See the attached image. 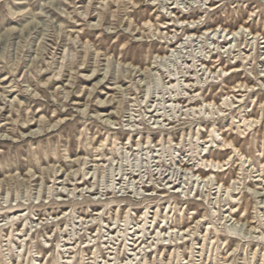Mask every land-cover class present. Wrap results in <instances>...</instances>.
I'll return each mask as SVG.
<instances>
[{
    "label": "rangeland",
    "instance_id": "1",
    "mask_svg": "<svg viewBox=\"0 0 264 264\" xmlns=\"http://www.w3.org/2000/svg\"><path fill=\"white\" fill-rule=\"evenodd\" d=\"M20 6L22 11L14 13ZM211 6L216 8L212 10ZM178 20H200L195 36L187 41L183 34L188 31L176 28ZM245 22L250 23L248 29L259 32V44H254L253 59L239 64L242 68L236 72L238 76L229 77L215 68L219 64L235 67L244 55L236 58L230 53L228 58L229 46L221 44L223 38L218 40L220 32L209 39L200 36L204 30L214 28L227 33ZM161 25L167 28L161 29ZM181 39L183 45L177 46L175 43ZM172 47L177 48L176 53L170 51ZM262 48L264 0H0V226L16 213L14 223H25L30 236L37 231L29 244L33 264H46L49 259L51 264L56 243L64 245L65 234L67 238H80L76 250L90 245L84 249L90 254L92 248L101 247L103 257L108 259L107 248L117 252L122 244L114 240L106 245L104 237L120 208V219L129 212L130 227L146 217L144 233L134 242L137 246L144 242L141 249L151 262L155 257L148 247L154 250L166 244L167 250L156 261L164 264L169 259L170 243L181 242V236L176 239L175 234L174 241L164 239L155 228L159 224L164 230L170 226L193 228L202 219L189 238L192 241L183 247L185 257L190 247L194 249L192 264H222V259L229 264H264V189L249 185V181L258 179L257 170H262L260 163L264 161ZM168 51V61L157 59L153 63V54ZM211 56L216 64L204 66L213 68L217 79H208V73L203 75L201 61H211ZM194 70L197 76L191 73ZM171 77L182 81L172 91L168 87ZM245 78L256 87L255 91L235 94L238 82ZM198 87L201 95L194 94ZM228 94L243 97L242 106L233 107L230 116L219 113L214 106L209 110L212 115H205L204 110L199 117L185 102L195 96L190 102L194 107L204 100L220 105ZM180 98L175 106L173 101ZM248 116L258 122L247 130L239 128ZM208 130H220L214 134L216 142L223 144L222 138L233 140L254 164L252 173H246V184L240 185L234 197L215 194L192 177L205 154ZM129 137L132 144H128ZM148 138L153 142L134 150L132 145L146 143ZM93 147L99 151L93 153ZM230 153L215 147L206 159L222 162ZM98 154L100 162L95 161L94 155ZM228 168V172L216 174L226 186L239 176L238 157ZM87 173V180L94 179L88 184L90 188L84 187L82 194L80 187L74 193L76 180ZM175 185L181 187L180 196L173 194L171 187ZM250 226L257 230L251 232ZM9 233L0 230V264H14L19 250L22 255L25 251L16 232L8 245ZM90 235L95 236L94 241ZM202 235L212 242L205 245L206 256L200 257L196 247L203 245ZM128 238L127 243L132 244V237ZM36 245L42 251L41 258ZM125 258L121 254L119 262L112 263L119 264Z\"/></svg>",
    "mask_w": 264,
    "mask_h": 264
},
{
    "label": "bare ground",
    "instance_id": "2",
    "mask_svg": "<svg viewBox=\"0 0 264 264\" xmlns=\"http://www.w3.org/2000/svg\"><path fill=\"white\" fill-rule=\"evenodd\" d=\"M215 8H216L215 6H211L210 7V9H212V10L215 9ZM22 9L23 8L20 6V7H18L16 9L17 11H15L14 13L17 14V12H21ZM174 9H177V8H174ZM202 20H203V18H202ZM178 21H179L178 24L176 22V28H177V30H180V29L185 30L186 29L188 31L187 34L186 33L183 34V37H187L186 38L187 41H188V39H190V37L195 36L194 33L197 30V28L199 27L198 23L200 24V22H199L200 20L199 21H185V20L184 21H180V20H178ZM147 24H148V22L145 23V26H147ZM249 24H250L249 22H245L244 24L240 25L239 28L234 29V30H229L227 33H226V30L225 29H222V31H219L218 28L206 29V30H204V32L200 36L201 38L208 37L207 39H209V37L212 36V35H214V37H216L219 34V32H220V36H219L218 40H220L221 38H223L224 40H223V42L221 44L227 46V48L229 46V48H228V55H227L228 58H230L231 55L234 56V57H236V58H237V56H240V55L243 56L244 55V58H239L238 59L235 67L224 68L221 64H219L215 68V69L220 68V71L219 72H224L229 77H237L238 76V73H236V72H241L240 68H242V66L239 65V64L244 65L243 63H245V62H246V64H248V59H253V53L252 52L254 51V44L255 43H257V45L259 44L257 42L259 32L258 31H254L252 28H249L248 29V25ZM165 25H166V23H165ZM166 28L167 27H165V28L163 26L161 27V29H166ZM155 30H157L159 32V34H161V35H163V34L165 35L166 34L165 32H162V31H160V30H158L156 28H155ZM247 32H249L248 35L246 34ZM153 34H154V32H153ZM221 34H223V35L225 34V35L223 36ZM166 35L169 37L168 34H166ZM162 37H164V36H162ZM249 37H251V38H249ZM239 38H240V41H238ZM170 41L172 43V39ZM175 44L177 46L179 44L183 45V39L178 40ZM244 45H245V47H243ZM249 47H250V50L249 51H246V49L249 48ZM232 48H235V49L232 50ZM258 49L259 48L257 46L256 53H254L255 56L258 55ZM262 49H264V48H262ZM170 51H174L176 53L177 48L172 47V49ZM170 51H168L166 53H162V54L161 53H159V54H153V60H154L153 63H157V59H165L166 61H168L170 59ZM225 53H227V52H225ZM230 53H231V55H230ZM256 60H258V59L256 58ZM192 61H195V59L193 58ZM201 62H202L201 66L204 67V69H205V72H204L203 75H205V74L208 73L209 74L208 79H210L211 77H215L217 75V72H214V69L213 68L210 69L209 67L204 66L206 63L208 64L210 62H212L210 65L216 64L217 61L215 60V57L211 56V61H206L205 59H203ZM188 63H191V62H188ZM249 65H250V63H249ZM191 73H194V76H197V71L194 70V71H191ZM57 76H59V74H57ZM219 77H221L220 74H219ZM215 79H217V77H215ZM95 80L96 79L91 80L90 82H93ZM244 80L245 81L238 82V85L235 87V91H234L235 94L236 93H238V94H241L242 93L243 94V93H247L249 91H251V92L255 91L256 87L255 86H251V84H249V80H247L246 78ZM190 81L193 82V79L190 80ZM181 82L182 81L180 79H178L176 77H171L170 78V81L168 83V87H169L170 91L176 90V88H179V86L181 85L180 84ZM184 82L187 83V85H189V81L188 80H185ZM263 85H264V83H263ZM190 89H192V88H190ZM262 89L264 90V86H263ZM199 92H200V89L198 87V89L194 91V94L201 95V94H199ZM172 93H174V91ZM194 97L195 96H193V98ZM193 98L191 97V98L187 99L185 102L188 103V106L187 107L189 109H194V114L196 113L199 117L201 116V113L204 110H205V115H206V113H209L210 115H212V113L209 110H210L211 107H212V110H214V106H217V109H218L217 111H219V113H222V114H225V115L228 114L230 116L232 114L233 107L240 108L242 106L240 103L243 100L242 99L243 98L242 95H238V96L233 95V96H231L230 94H228L227 97L224 98V103L223 104L217 105L215 103L207 102L206 100H204L202 104L194 107L192 105V103H190L191 102V99H193ZM234 98H237V101H234ZM181 100H182V98L177 99V101H173V104L174 103H177V102H180ZM171 101H172V99L169 102H171ZM229 101H230V103H229ZM169 104L171 105V103H169ZM237 104H240V105L237 106ZM96 108L102 109L103 107L102 106H96ZM155 112H156V110L153 111V113H155ZM51 122H53L54 124H57V122H55V120H52ZM257 122H258V120H255L251 116H248V117H245L243 119L242 123L240 122V125L241 126H239V128H244V129L246 128V130H247L248 128H252L253 125H255V123H257ZM170 125L171 124H169V126ZM219 131L220 130H217V131H215V130H208L209 136H208V140L206 138V140H207L205 142V144H206L205 147L206 148L203 150V153H205V154L203 155V157H202V159L200 161L201 164H199V165L197 164L196 165L197 167H196V170L193 171V176L192 177L193 178H196V180H198V181L200 180L201 181L200 184L204 183V185L206 184V186L208 188H211V189L215 190V194L221 195V193H223V194H226L227 197L229 198V196H232V197L235 196V194H234L235 191L240 189L239 187H240V185L242 183L243 184L244 183L246 184V177H245L246 176V173H249V172H250V174L252 173L253 170H251V167L254 166V164H252L253 163L252 162V159H250L249 157H247L243 153H241L240 149L237 147V145L234 143L233 140L222 138L221 141L223 142V144H218L216 142V140L214 139V134H215V132H219ZM130 132H132V131H130ZM242 133L244 134V131ZM197 139H199V138H197ZM128 140L130 141V137H129ZM151 142H153V141H151V139L148 138V140H147L146 143H141L139 141L136 144L132 145V147H135L134 150L137 151L141 147H143V144L144 145L145 144L146 145H149ZM161 142H163V140ZM128 144H132V142L130 141ZM160 144L155 145V146H160ZM113 145H114V148L112 150L114 151V149H115V142H114ZM102 146H103V142L101 143V146L100 147H102ZM207 147L210 150H208ZM215 147H216L217 150L220 149V151H231L230 156L226 160H224L222 162L212 161V160L206 159V155H208L211 152V150L214 149ZM127 149H129V147ZM91 150H92L93 153H97L99 151L97 147H93ZM206 150H208V151H206ZM55 156H56V158H58L57 153H55ZM94 157L97 158L95 160L96 162H100V160H98V158L100 157V154L94 155ZM106 157H108V155H106ZM236 157H238V160L240 161V173H239V176L237 178L233 179L231 181V183L228 186H226L223 183H221V182L218 181V178H217V175L216 174H220L222 172H225V171L229 170L228 166H230V163ZM66 158L68 159V158H70V156H66ZM80 159L81 158H79L78 160L80 161ZM38 162H40V158L38 159ZM198 166H200V167H198ZM260 167H261L262 170H260V169L257 170V172H258L257 178L258 179L260 178V179L259 180L258 179H255L254 181H249V185H251V184L253 185L254 184L255 187H258V189L256 188L257 190H261V189H259V187H263V189H264V161H262L260 163ZM88 176H89V173H87L83 177H80V178H78L76 180V183L74 185L75 186L74 193H75V191L77 192V190H79L80 187H83V189H81V193L83 194L84 187L88 186L89 182L92 181V179H93L91 177V178H89L87 180ZM88 188H90V187L88 186ZM180 188L177 185L171 187V189H174L173 191H175L173 194H178L180 196L181 193H183V192H181ZM192 189H194V188H192ZM163 190L169 192L168 189H163ZM170 192H171V190H170ZM111 194H113V193H111ZM151 195H153V194L151 193ZM239 195H240V193H239ZM245 196H247V195H245ZM197 197H199L198 192L196 194V198ZM112 203H114V202H112ZM110 204H111V202L110 203H106V207L108 205L110 206ZM230 209H231V211H234V208L231 207ZM102 210L98 211L95 215L96 216L100 215L101 212H102ZM120 210L121 209L119 208L118 213H116L117 214V218H115L116 217V215H115V217L112 219L114 221V224H109V227L107 229L108 234L106 236H104V237H107V240H106V243H105L106 245L107 244H113V241L114 240H116L117 242L118 241H122L121 248L118 249L117 252H111L110 251L111 247L109 246L107 248V250H109V251L106 252V254L108 255V259H106L105 257H103V250L101 249V247H96L95 250H93V248H92L90 254H87V250H84V249L90 248V245L85 246L83 250L81 249L82 251H80V250L78 251V250H76V245L79 244L80 238L79 239L76 238V240L73 239V238H67L68 234H65V236H64V239L65 240H63L64 245L61 246L60 245L61 242H57V243L55 242L56 243V248L54 249V251H55L54 254L53 253L51 254V258H52V263L51 264H98V263H100V264H103V263L104 264H117V263H112V262L113 261L119 262L118 259L120 258L121 254H123V256H126L127 258H125V261L121 260L119 264H147V263L148 264H156V261L158 260V258L163 254L162 251L164 250V252H165V250H167V247L168 246L166 247V244H163L161 246H164V248H161V246H158L159 245V243H158V245H157L158 247H156L154 250H151L152 248H151V246H149L148 248H150V250H149L150 254L155 257L154 262H151V259L148 258L147 252L144 249L143 250L141 249V246H142V244H144V242H141L138 246H137V242H134L135 241V238H137V241H139L140 234L141 233H144V228H145V226L147 224L146 217H144L143 220L141 219V221H137L136 220L137 221L136 225H134V227H130V225H131V223H130L131 218L129 217V212H127L126 215L124 214L125 216L124 217H121V219H120L119 216H118V214L120 213ZM66 213L67 212H65L63 214V217L66 216ZM170 213L171 212L168 213L166 219L169 217ZM143 215L145 216L146 213H144ZM157 216H158V214L156 213L155 216L153 217V219L155 220ZM229 216L231 217V215H229ZM142 217L143 216H141V218ZM16 218H17V214L16 213H14L13 216L12 215H9V217L7 219H5V222L0 226V230L3 231V232H5L6 230H10L11 235L9 233L10 236H6L8 245L12 243V241L10 240V238L13 237V235H14L13 233L14 232H16V236H19V238L23 242V246L22 247L25 249V251H24V253L22 255L20 253V250L21 249L19 248L20 250L17 253L18 254V260L14 264H33V262H35V259H33V258L31 259L29 257V256H31V253H32L31 252L32 247L29 246V244L34 242V236H35V233L37 231H35V232L33 231L34 233L30 236L29 228H26L25 227V225H24L25 223H21V224L14 223V221L16 220ZM154 220H153V222H154ZM256 220H257V217H256ZM58 221L59 220H57V222ZM92 221H94V220H92ZM144 221H145V223H143ZM202 221H203L202 219L198 220L196 222V224H195L196 226L193 227V228H192L193 225L192 226H188L187 228H183V229L182 228H178V227H171L170 226V227H168L167 229L164 230V229H162V227H164V226L161 227V224H159L155 228V231L157 230V232L160 230V233L162 234V236H163L164 239H168V237H170L171 241H174L173 238H174V235L175 234H176V239H179V236H181L180 237L181 242H175V244H173L172 242L171 243L169 242L170 243V250H168V252H169L168 253L169 259L166 260L164 262V264H192V261H193L192 258H194L193 257L194 256L193 255L194 249L192 247H190L189 250H187V251H189L188 252V257H185L184 256V253L185 252L183 253V247L185 245H187L188 242H191L192 241L189 238H191L192 232L194 231V229L197 230L198 225H200V223ZM11 222H12V226H9V224ZM119 222H122L123 224L120 225V224H118ZM257 222H259V221L257 220ZM117 224H118L117 227H113V226H115ZM6 227H8V228H6ZM56 227H58V226H56ZM250 227H251L250 228V231L251 232L257 230V228L255 226H250ZM60 230L61 231H64L63 229H60ZM53 232H54V228H53ZM100 232H101V230H99V235H100ZM116 235H117L118 239H116ZM29 236H30V238L28 239ZM70 236H71V234H70ZM128 236H131L132 237V241H133L132 244L127 243V241L130 240L128 238ZM90 237H91L92 241H94L93 239L95 238V236L90 235ZM122 237H124L125 239L120 240ZM201 237H202V243H203V245L201 246V244H198V247H196V249L198 250L197 253L200 255V257H203V256H206V254H207V251L205 250V245L210 240L208 239V236L202 235ZM73 240H75L74 243L72 242ZM211 242L212 241H210V243ZM46 243L48 244L49 243V240ZM145 244L147 245V243H145ZM161 244H162V242H161ZM48 245H50V244H48ZM114 245H116V244H114ZM153 245H154V243H153ZM94 246L95 245H93L92 247H94ZM129 246H134L135 248H129ZM36 248H37V255H38V257H40L42 255V251L39 250V247L37 245H36ZM51 248H53V246H51ZM122 248H123V251L121 250ZM112 249L115 250V248H112ZM171 249H173L172 253H171ZM137 250H139V251H137ZM48 254H49V252L47 253V255ZM98 258H100L102 260H100V262H96L95 260L98 259ZM50 260L51 259H49L46 264H49ZM137 260H138V262H137ZM222 260H223L222 264H229L228 261H226L225 259H222ZM36 261L38 262V259ZM179 261H180V263H179ZM1 263L4 264L3 262H1ZM38 264H44V263L43 262H40Z\"/></svg>",
    "mask_w": 264,
    "mask_h": 264
}]
</instances>
